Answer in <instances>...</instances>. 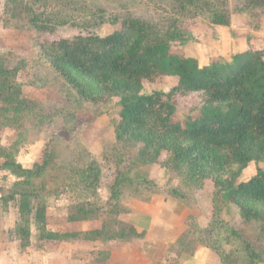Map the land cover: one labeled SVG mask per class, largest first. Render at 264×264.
<instances>
[{"label": "trees", "instance_id": "obj_1", "mask_svg": "<svg viewBox=\"0 0 264 264\" xmlns=\"http://www.w3.org/2000/svg\"><path fill=\"white\" fill-rule=\"evenodd\" d=\"M72 4L71 0H9L7 9L17 6L31 28L55 36L48 35L39 43L42 56L83 99L105 104L119 98L121 110L114 122L116 136L120 141L140 144L139 162L168 160L197 188L213 185L215 232L208 231L211 238L203 245L220 254L223 261L241 254L264 261L261 252L218 218L222 207H234L242 218L260 222L264 233V169L259 167L253 176L240 179L250 162H264V47L251 43L250 48L235 53L230 60L221 57L201 60L173 48V43L183 38L179 16H203L213 25L231 26L233 14L228 0H173L175 16L165 26L140 17L108 14L104 9L76 17L74 10L78 8ZM263 5L264 0L245 3L246 9ZM106 24L112 30L100 33L97 29ZM68 25L77 28V32L70 37L60 36L58 31ZM18 71L19 67L0 65L2 126L18 125L29 108L22 84L17 80ZM161 78L175 79L168 92H144ZM194 94L200 102L191 113H183L177 98L186 100ZM15 152L0 145L3 160L0 168L19 178L1 196L5 205L17 202L18 233L30 235L33 217L41 239L67 236L79 240L102 237L127 240L146 235V230L139 232L135 225L121 226L123 222L117 215L110 220L115 228L105 221L102 228L83 231L80 237L75 232L61 234L47 230L45 196L35 183L46 163L25 168L16 161ZM82 176L88 189L95 187L101 177L100 164L91 160ZM123 180L126 181L125 177L112 190L111 201H116L113 213L119 207ZM86 204L84 201L78 204L69 220L76 221L81 214L90 215L92 210H86ZM112 228L115 230L110 231ZM233 235L240 243L236 250L225 252L223 244L231 241ZM219 237H224L222 242H216Z\"/></svg>", "mask_w": 264, "mask_h": 264}, {"label": "rangeland", "instance_id": "obj_2", "mask_svg": "<svg viewBox=\"0 0 264 264\" xmlns=\"http://www.w3.org/2000/svg\"><path fill=\"white\" fill-rule=\"evenodd\" d=\"M228 1L234 14V27L213 25L203 16H179L183 38L174 42L173 48L201 60L215 57L230 60L235 53L252 44L264 47V5L246 9V0ZM8 2L0 0V65L19 67L17 80L22 84L29 108L23 112L18 125L2 126L0 102V145L9 151L15 150L16 161L25 168L33 169L46 163L44 172L35 179L45 196L46 229L61 234L75 232L80 237L83 231L102 228L105 221L115 228L110 220L116 215L124 227L133 224L149 227L150 219L156 217L151 237H129L127 240L135 239L137 246L133 243L125 247L130 256L133 253L139 260H143L142 248H150L155 264H179L193 248L203 245L206 240L209 242L208 231L215 232L213 185L208 183L205 188H197L168 160L166 163L139 162L140 144L120 141L116 136L114 122L121 110L119 98L114 97L105 104L83 99L42 56L39 43L49 34H40L31 28L20 8L13 5L12 10L7 9ZM71 2V6L78 8L74 10L76 17L86 15L90 10L104 9L108 14L140 17L151 24L165 26L175 16L173 0ZM97 30L107 34L112 27L106 24ZM76 32L77 28L68 25L58 34L70 37ZM174 83L173 78H161L144 92H168ZM177 102L178 108L187 114L195 109L200 98L194 94L186 100L178 97ZM94 159L100 164L101 177L95 187L88 189L82 170ZM259 167L264 169V162H250L240 179L253 176ZM122 177L126 181L120 184L119 207L113 213L116 201H111L112 190L115 184L122 182ZM18 180L11 171L0 168V264H107L109 251L105 247L112 241L124 239L79 240L67 236L41 239L33 217L30 235L18 233L17 202L5 205L1 200L2 194H7ZM83 201L87 203L86 210H92V213L83 216L80 213L78 220H69L71 212H75ZM218 218L230 224L264 255V233L260 222L242 218L234 207H222ZM113 228L110 231L115 230ZM229 231L227 234L230 235ZM145 237L148 244H143ZM223 238L219 237L216 242H222ZM239 243L233 235L231 241L223 244L222 250H236ZM118 245L114 248L121 251ZM212 251L221 264H264L246 254L223 261L220 254Z\"/></svg>", "mask_w": 264, "mask_h": 264}, {"label": "crops", "instance_id": "obj_3", "mask_svg": "<svg viewBox=\"0 0 264 264\" xmlns=\"http://www.w3.org/2000/svg\"><path fill=\"white\" fill-rule=\"evenodd\" d=\"M234 14L232 17V24L231 27H234ZM222 27V26H220ZM152 217V216H151ZM156 217H152L150 219V225L144 226L142 225L139 227V225L133 224L136 226L137 230L139 232L146 230V235L145 236H150L151 233L153 232V227L156 225ZM149 238V237H148ZM117 243H119L118 249H122L121 251H118L115 246H117ZM135 243L137 246V242L135 239L130 240H119V241H112L106 246L105 248L109 251V256L107 257V264H155L154 263V258L151 256V249L150 248H142L143 252V260L142 259H137V257L134 258V254L132 253V256H130L126 250L125 247H127L130 244ZM148 244V241L146 240V237L143 239V244ZM86 246H93L90 244H86ZM95 247L93 246L92 249ZM119 253V254H118ZM185 259L181 260L179 264H221V260L219 261L217 259V255L215 256L214 252L210 250L208 247L204 245H199L196 250L194 251L193 254L187 255ZM215 257V258H213Z\"/></svg>", "mask_w": 264, "mask_h": 264}]
</instances>
